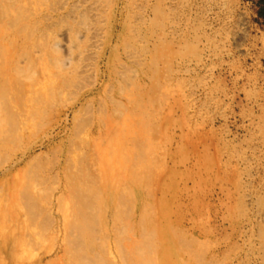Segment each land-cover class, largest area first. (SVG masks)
Masks as SVG:
<instances>
[{
    "label": "rangeland",
    "instance_id": "rangeland-1",
    "mask_svg": "<svg viewBox=\"0 0 264 264\" xmlns=\"http://www.w3.org/2000/svg\"><path fill=\"white\" fill-rule=\"evenodd\" d=\"M258 8L0 0V254L62 253L83 182L129 264H264Z\"/></svg>",
    "mask_w": 264,
    "mask_h": 264
},
{
    "label": "bare ground",
    "instance_id": "bare-ground-1",
    "mask_svg": "<svg viewBox=\"0 0 264 264\" xmlns=\"http://www.w3.org/2000/svg\"><path fill=\"white\" fill-rule=\"evenodd\" d=\"M75 85H76V83H75ZM15 127H17V125ZM14 128H12V129H14ZM17 128H15V129H17ZM21 132L19 133V138L20 137H23V135H22L23 133L21 134ZM12 133H13V130H12ZM14 138H15V136H14ZM0 141L2 142L3 140L1 139ZM13 142H15V141L13 140ZM13 142H11V143H13ZM13 145H14V143H13ZM82 183H79V185H77V187H76L78 189V191H79V192L76 191L77 192V195L76 196H77L78 199H80L81 205L79 207L73 209V216H70L66 220V222H65V224L67 226V232L65 234V242H66V244H65V246L63 248L62 253H58V251H57V252L50 253V255L47 257V259L42 258V259H40L38 261H35V262L34 261H29L30 259L28 260L26 258V256L29 255V254L26 255V251L27 250L26 251L23 250L24 249L23 245H25L24 244L25 242L23 241L24 243L20 247H22L21 251H24V252H21L20 251V253L21 254L22 253L23 254L25 253L26 256L23 255L24 257H22V255L19 252H18L19 254L13 252V250H12L13 248L11 246V247H8V256L7 257H4L3 254H0V264H129L131 262L130 257L129 256H126V253L123 252L125 250L124 247H126L127 249L129 248V247H127L128 246V243L125 242L122 246L119 245L120 247L117 248L118 242L121 241V240H123L126 237L125 232L122 231V229H123V227H122L123 225H122V221H121V219H122L121 216L122 215H120V217H117V223H116V227H115V230L116 231L114 230V232H117V233H116V236L114 238L111 237L110 228H108L106 226L104 227V229L98 228L97 225H96V223L98 222L97 221L98 220V217L96 218L94 216L95 215L94 212H92L91 214L89 213V210H91L93 208L92 207V200H91L92 196L88 193V191L90 189V186H89L88 183L87 184L85 183L86 186H84V185L82 186ZM76 188H75V190H76ZM128 188H130V187H128ZM33 191H34V189H33ZM125 191H126V189L123 192H125ZM27 193H28V191H27ZM97 194H98V192H97ZM127 195L126 196L123 195V196L124 197H127ZM102 196H103V194H102ZM26 197H28V195ZM30 197H31V195H29V198ZM111 197L112 196H110V198ZM103 198H106V197L103 196ZM27 199H26V203L29 206L26 205V207L27 208L28 207L30 208L29 209V212H31L32 216L35 217V215H36V217H37V215H40L41 214V210H40L41 208L38 210L39 207H38L37 203L34 202L37 205L36 207L34 206L35 204H33V201H35L36 198L33 199V201H32V199L30 201L28 200L31 204H29L27 202ZM40 199H41V197H40ZM103 200H105V199H103ZM45 203H47L46 200H45ZM121 205H123V204H121ZM126 205L129 206L127 204V202H126ZM116 206H117V204H116ZM27 208H26V210H27ZM36 208H37L38 211H35ZM66 208H67V206H66ZM96 209L99 210L100 207H97L96 206ZM127 209H128L127 210V212H128L129 211V207ZM92 210H94V209H92ZM98 210H96V211H98ZM35 212H38L39 214L38 213L35 214ZM113 212L114 211H112V213ZM92 214H94V215H92ZM43 218H46V217H43ZM49 219L51 220V218H48V220H46V219L45 220L48 222ZM104 223H105V221H104ZM100 230L101 231L103 230L102 231L103 233H101ZM106 233L109 235L108 238H106V235H107ZM103 234H105V235H103ZM14 238H15V236H14ZM112 244H114V245H112ZM5 247L6 246H4L3 249ZM123 248H124V250H121ZM118 249H120L122 253H120V251ZM139 249H141V248L136 249V251L137 250L140 251ZM142 251L143 250L141 249V252ZM141 252H139V253H141ZM149 253H151V252H149ZM112 254L114 256H112ZM106 255H110L112 257V260H108L107 257H106ZM141 255H142V253H141ZM151 255H153V254H151ZM118 256L121 258V259L119 258L120 260H118ZM132 264H134V263H132Z\"/></svg>",
    "mask_w": 264,
    "mask_h": 264
},
{
    "label": "trees",
    "instance_id": "trees-1",
    "mask_svg": "<svg viewBox=\"0 0 264 264\" xmlns=\"http://www.w3.org/2000/svg\"><path fill=\"white\" fill-rule=\"evenodd\" d=\"M258 5V16L263 19L264 22V0H257Z\"/></svg>",
    "mask_w": 264,
    "mask_h": 264
}]
</instances>
